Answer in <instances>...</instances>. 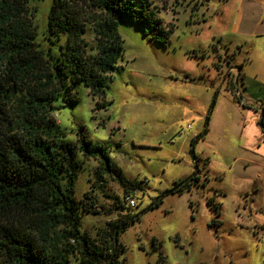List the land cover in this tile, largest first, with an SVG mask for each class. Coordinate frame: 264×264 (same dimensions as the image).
Masks as SVG:
<instances>
[{
	"label": "rangeland",
	"instance_id": "374dc122",
	"mask_svg": "<svg viewBox=\"0 0 264 264\" xmlns=\"http://www.w3.org/2000/svg\"><path fill=\"white\" fill-rule=\"evenodd\" d=\"M144 1L166 42L119 20L123 59L104 96L81 86L54 115L67 142L81 126L134 185L94 183L97 161H81L74 196L93 190L96 203L80 230L95 237L121 202L138 220L118 237L117 264H264V0ZM51 2L29 0L39 43Z\"/></svg>",
	"mask_w": 264,
	"mask_h": 264
},
{
	"label": "trees",
	"instance_id": "16d2710c",
	"mask_svg": "<svg viewBox=\"0 0 264 264\" xmlns=\"http://www.w3.org/2000/svg\"><path fill=\"white\" fill-rule=\"evenodd\" d=\"M35 11L29 0H0V264H117L118 237L138 216L114 203L119 219L95 237L81 232V214L96 201L93 190L76 199L75 179L81 161L93 159L94 183L109 176L134 185L81 126L76 143L67 142L54 115L80 101L81 86L104 96L106 79L123 59L119 20L158 43L170 29L144 0H52L39 43ZM127 195L125 189V202Z\"/></svg>",
	"mask_w": 264,
	"mask_h": 264
},
{
	"label": "built area",
	"instance_id": "2783aa9c",
	"mask_svg": "<svg viewBox=\"0 0 264 264\" xmlns=\"http://www.w3.org/2000/svg\"><path fill=\"white\" fill-rule=\"evenodd\" d=\"M125 200H126V204L129 207V209H133L136 206V204L138 203L137 199L133 196H130V195H127L125 197Z\"/></svg>",
	"mask_w": 264,
	"mask_h": 264
}]
</instances>
